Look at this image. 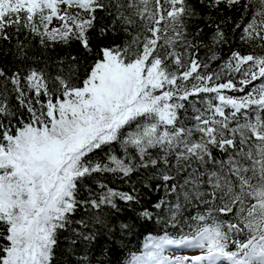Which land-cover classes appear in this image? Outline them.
<instances>
[{"label": "snow or ice", "instance_id": "6c2138e0", "mask_svg": "<svg viewBox=\"0 0 264 264\" xmlns=\"http://www.w3.org/2000/svg\"><path fill=\"white\" fill-rule=\"evenodd\" d=\"M0 264H264V0H0Z\"/></svg>", "mask_w": 264, "mask_h": 264}, {"label": "trees", "instance_id": "16d2710c", "mask_svg": "<svg viewBox=\"0 0 264 264\" xmlns=\"http://www.w3.org/2000/svg\"><path fill=\"white\" fill-rule=\"evenodd\" d=\"M132 239V243L129 245V248L135 250L137 248V245H141V243L143 242V237H138V238H130Z\"/></svg>", "mask_w": 264, "mask_h": 264}, {"label": "rangeland", "instance_id": "374dc122", "mask_svg": "<svg viewBox=\"0 0 264 264\" xmlns=\"http://www.w3.org/2000/svg\"><path fill=\"white\" fill-rule=\"evenodd\" d=\"M57 22H58V21L55 20V21H54V24L56 25Z\"/></svg>", "mask_w": 264, "mask_h": 264}]
</instances>
